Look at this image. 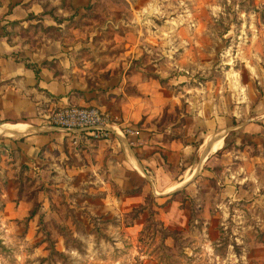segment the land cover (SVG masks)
I'll return each instance as SVG.
<instances>
[{
	"label": "rangeland",
	"instance_id": "rangeland-1",
	"mask_svg": "<svg viewBox=\"0 0 264 264\" xmlns=\"http://www.w3.org/2000/svg\"><path fill=\"white\" fill-rule=\"evenodd\" d=\"M60 4L68 23L58 28V38L76 48L89 88L106 94L122 86L115 97L141 113L138 123L115 127L125 134L129 159L123 163L132 174L93 185L56 181L15 165L21 152L10 144V187H2L0 174V264H144L146 258L157 264H264V0ZM129 130L197 150L182 166L161 163L158 171L139 162L136 171L131 164L150 152L141 153L150 136L134 139ZM220 135L221 150L172 195L184 182L180 176L198 172L207 138ZM138 188L149 209L157 206L152 197L169 192L162 203L188 210L185 226L165 228L154 216L143 229H130L134 210L115 216L100 211L109 201L97 197L124 198ZM10 196L21 205L20 218L6 213ZM165 231L180 232L176 243L164 239Z\"/></svg>",
	"mask_w": 264,
	"mask_h": 264
},
{
	"label": "crops",
	"instance_id": "crops-1",
	"mask_svg": "<svg viewBox=\"0 0 264 264\" xmlns=\"http://www.w3.org/2000/svg\"><path fill=\"white\" fill-rule=\"evenodd\" d=\"M60 3L61 0H0V129L6 126H26L28 129L19 141H0L2 187L5 182L9 187L11 183L10 172L5 171L9 170L5 163H10V160L5 154L9 153L10 144L21 152V158L15 165L26 164L36 175L50 176L56 181L65 178L68 182L93 185L111 179L120 182L124 173L132 174L124 167L123 161L129 158L124 152L125 136L122 137L120 132L113 136L118 139L113 140L112 137L106 141H96L85 135L67 133L50 126L49 118L52 114L68 106L97 107L108 115L112 125L118 129H124L130 123H138V115L141 114L132 111L131 105L126 104L127 100L120 101L115 97L122 86L114 89L116 93L106 94L89 88L91 83L87 67H79L75 62L76 48L58 38V28H65L68 23V14L60 8ZM104 70H108L107 67ZM112 80L113 76L110 78ZM96 85L100 86L99 83ZM141 112L146 115L144 111ZM136 133L131 137L137 139L138 134L141 137L145 134L150 136V141L144 144L141 153L150 152L144 158L132 162L134 170L135 163L138 165L139 162L152 168L154 164L158 171L163 169L161 163L165 167L167 164L172 168L182 166L192 159L197 150V147L195 149V146L183 144L180 140L157 142L156 134L152 132ZM211 150L206 152L202 148L198 172L194 168L186 171L184 178L180 176L179 179L184 182L170 191L172 195L189 184L191 172L194 170L198 174L214 152L221 150L220 145L215 143ZM151 154L153 156L148 157ZM185 166L189 167L190 163ZM3 189L2 193L6 197ZM157 194L159 196L153 197L157 205L153 208L156 222L161 221L165 228L179 229L181 222L185 226L188 210L171 207V204L163 205L162 202L171 197H166L169 192ZM146 197L142 192L124 198L99 196L97 199L99 202L102 199L108 200L109 205L101 207L100 211L115 216L144 206ZM15 199L10 196V201H6V213L12 211L11 218H20L21 205L18 206ZM150 220V213L146 210L138 217H133L128 227L141 230ZM144 264L157 263L152 258H146Z\"/></svg>",
	"mask_w": 264,
	"mask_h": 264
},
{
	"label": "built area",
	"instance_id": "built-area-1",
	"mask_svg": "<svg viewBox=\"0 0 264 264\" xmlns=\"http://www.w3.org/2000/svg\"><path fill=\"white\" fill-rule=\"evenodd\" d=\"M52 128L61 129L67 133L85 135L96 141H106L119 132L112 125L108 115L97 107L68 106L60 108L49 118ZM130 135L136 131H128ZM125 136V134L123 135Z\"/></svg>",
	"mask_w": 264,
	"mask_h": 264
},
{
	"label": "bare ground",
	"instance_id": "bare-ground-1",
	"mask_svg": "<svg viewBox=\"0 0 264 264\" xmlns=\"http://www.w3.org/2000/svg\"><path fill=\"white\" fill-rule=\"evenodd\" d=\"M27 131H28V129H27L26 126H6L3 129H0V134L13 136V135L26 133ZM223 140H224V138H223L222 135H220L218 138H217V136H216V138L215 137H211V136L208 137L207 141L205 142V147H206L205 151L208 152L211 149H213L214 146H215V143H217V145H221L222 146ZM136 169L139 170V166L138 165H136Z\"/></svg>",
	"mask_w": 264,
	"mask_h": 264
},
{
	"label": "trees",
	"instance_id": "trees-1",
	"mask_svg": "<svg viewBox=\"0 0 264 264\" xmlns=\"http://www.w3.org/2000/svg\"><path fill=\"white\" fill-rule=\"evenodd\" d=\"M154 79H159V77L157 76H154ZM163 82V81H161ZM143 192V188H138V189H135L133 191H131L130 193H128L129 195H134V194H139V193H142ZM153 198V197H152ZM146 203H147V200H146ZM146 203L144 206L140 207L139 209H136L134 210L135 214H134V217H138V215L144 211H148L150 213V217H151V220H153V217L155 216V212L153 211V209H149L146 207ZM156 222V221H155ZM157 223V222H156ZM166 234H164V239L167 240L169 238H172V240L176 243L174 237L175 235H178L180 232L179 231H165ZM173 236V237H172Z\"/></svg>",
	"mask_w": 264,
	"mask_h": 264
}]
</instances>
